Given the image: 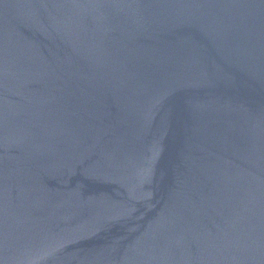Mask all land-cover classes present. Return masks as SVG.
Segmentation results:
<instances>
[{"label":"water","instance_id":"95a60500","mask_svg":"<svg viewBox=\"0 0 264 264\" xmlns=\"http://www.w3.org/2000/svg\"><path fill=\"white\" fill-rule=\"evenodd\" d=\"M0 264H264V0H0Z\"/></svg>","mask_w":264,"mask_h":264}]
</instances>
